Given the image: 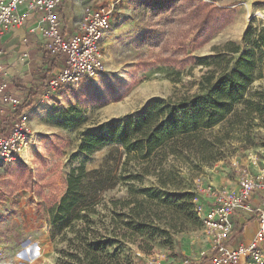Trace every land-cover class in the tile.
I'll use <instances>...</instances> for the list:
<instances>
[{"label": "rangeland", "instance_id": "1", "mask_svg": "<svg viewBox=\"0 0 264 264\" xmlns=\"http://www.w3.org/2000/svg\"><path fill=\"white\" fill-rule=\"evenodd\" d=\"M81 1L84 10L114 6L112 25L103 40L105 67L78 83L64 84L42 95L28 112L32 137L22 156L12 164L0 162V264H57L58 237L51 235L45 209L64 194L73 167L85 162L88 170L102 168L116 147L106 146L91 157L82 155V132L132 115L153 99L198 91L206 68L197 58L213 55L215 46L229 40L241 44L251 25L264 26V0H179L173 11L149 7V0ZM200 1L226 10L228 22L201 35L198 42L193 41L197 29H192L184 39L188 48L183 50L177 42L183 40L191 23L181 19L182 14ZM171 54L176 59L159 62ZM250 94L252 100L261 102L260 113L254 115L252 124L234 131L226 121L209 131L211 137L219 138L222 158L198 171L179 169L183 191L198 198L201 187L208 184L235 188L239 169L248 166L251 154L264 155V77L253 82ZM68 119L73 120L72 127L63 124ZM121 153L122 149L113 152L109 165L114 169L125 160ZM136 185L159 187L154 176ZM121 188L107 195L125 196L126 187ZM185 228L173 234L171 241L158 240L152 249L125 242L120 251L123 264H181L186 259L198 264L202 253H212V244L203 224L188 222Z\"/></svg>", "mask_w": 264, "mask_h": 264}, {"label": "trees", "instance_id": "2", "mask_svg": "<svg viewBox=\"0 0 264 264\" xmlns=\"http://www.w3.org/2000/svg\"><path fill=\"white\" fill-rule=\"evenodd\" d=\"M177 1L149 0L148 6L173 11ZM58 13L66 35L74 18L72 0H63ZM227 13L204 1L190 5L181 19L191 24L177 46L188 48L184 39L192 29H197L193 41L198 42L201 35L227 23ZM32 55L41 60L32 62L30 84L19 79L9 83V89H23L24 95L15 110L0 115V136L7 135L23 114L35 107L47 83L66 63L65 55L50 54L42 45L33 49ZM175 57L171 54L159 62ZM197 61L206 68L198 91L153 99L132 115L82 132V155L91 157L101 148L116 147L102 168L88 170L85 162L73 167L64 194L45 209L51 235L58 237L57 264H123L120 251L125 242L152 249L158 240L171 241L188 222L202 225L195 212V194L182 190L184 179L179 169L198 171L213 165L222 158L221 144L209 131L225 121L234 131L252 124L254 115L260 113L262 104L252 100L250 89L257 78L264 77V26L251 25L241 44L229 40L215 46L213 55ZM72 121L63 124L72 127ZM120 149L125 160L114 169L109 162ZM147 176H154L159 187L139 188L136 182ZM117 187H126L125 196L107 195ZM241 215L245 222L240 224ZM235 219L232 233L223 242L229 247L243 242L244 227L254 220L246 213H238ZM209 258L204 255L198 264H206Z\"/></svg>", "mask_w": 264, "mask_h": 264}, {"label": "built area", "instance_id": "3", "mask_svg": "<svg viewBox=\"0 0 264 264\" xmlns=\"http://www.w3.org/2000/svg\"><path fill=\"white\" fill-rule=\"evenodd\" d=\"M62 2L0 0V38L27 25L29 18L39 14L40 18L30 31L41 36L47 52L65 55V66L47 83L43 95L64 84L78 83L84 76L98 74L105 67L103 40L112 25L114 6L87 7L76 32L64 35L58 13ZM3 54L4 50L0 48V115L7 109L15 110L22 101L21 96L9 89ZM23 57L28 58L27 51ZM28 112L7 135L0 136V162H16L27 148L32 137ZM200 192L201 197L194 200L195 212L212 244V253L206 264H240L243 261L264 264V155L251 154L248 166L239 169L235 188L208 184L201 187ZM257 195L261 196V202L254 206L250 200ZM238 213L254 217L258 223L257 230L251 240L229 247L223 242L232 233ZM204 255L207 254L202 253L198 259ZM154 264L178 263L164 261ZM181 264H191V260L186 259Z\"/></svg>", "mask_w": 264, "mask_h": 264}, {"label": "crops", "instance_id": "4", "mask_svg": "<svg viewBox=\"0 0 264 264\" xmlns=\"http://www.w3.org/2000/svg\"><path fill=\"white\" fill-rule=\"evenodd\" d=\"M74 18L70 26V32L66 35H71L78 29L79 25L83 20V4L80 0L78 3L76 0H72ZM60 8V7H59ZM40 18V15H36L28 19L27 25H24L18 29H15L4 37L0 38V48L4 50L3 54V63L5 64L4 68L8 74L9 83L13 79H19L27 84H30L32 78V62L36 60L40 62L41 58L39 56L34 57L32 55L33 49L38 45H42V38L37 33L31 32V28L35 26L37 19ZM44 47V46H43ZM28 53V58H24V52ZM14 93H17L19 96L23 94V89H10ZM22 98V96H21ZM31 111V110H30ZM226 185V184H221ZM227 186V185H226ZM261 202L258 197H254L253 204L258 205ZM241 214V213H240ZM249 215V214H248ZM251 216V215H249ZM254 218V217H252ZM240 224L245 222L244 216L240 217ZM236 225V219L234 218V226ZM257 221L254 220L252 223H248L244 227V241L251 240L257 230ZM240 264H247L246 262H241Z\"/></svg>", "mask_w": 264, "mask_h": 264}, {"label": "bare ground", "instance_id": "5", "mask_svg": "<svg viewBox=\"0 0 264 264\" xmlns=\"http://www.w3.org/2000/svg\"><path fill=\"white\" fill-rule=\"evenodd\" d=\"M29 251V250H28ZM33 258V257H32Z\"/></svg>", "mask_w": 264, "mask_h": 264}]
</instances>
